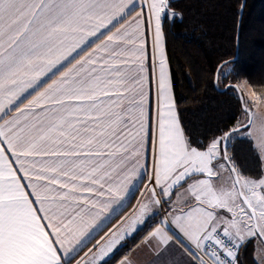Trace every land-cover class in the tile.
Listing matches in <instances>:
<instances>
[{
    "label": "snow or ice",
    "instance_id": "obj_1",
    "mask_svg": "<svg viewBox=\"0 0 264 264\" xmlns=\"http://www.w3.org/2000/svg\"><path fill=\"white\" fill-rule=\"evenodd\" d=\"M168 10L170 0H0V264H112L159 214L150 205L167 206L144 237L151 264L169 246L188 264H240L246 242L264 238V94L224 85L242 118L194 140L170 76ZM237 139L254 142L259 173L236 162ZM141 184L147 202L109 228Z\"/></svg>",
    "mask_w": 264,
    "mask_h": 264
},
{
    "label": "trees",
    "instance_id": "obj_2",
    "mask_svg": "<svg viewBox=\"0 0 264 264\" xmlns=\"http://www.w3.org/2000/svg\"><path fill=\"white\" fill-rule=\"evenodd\" d=\"M242 1L170 0L169 11L174 14L163 21L167 60L181 122L194 140L207 141L242 118L238 100L230 92L224 94V85H238L242 94L243 86L248 85L264 94V0H246L237 52ZM221 64L219 75L225 68L230 72L226 78L221 76V86L217 88L214 80ZM230 151L246 173H259V153L253 141L234 140ZM160 216L161 213L128 237L112 264L138 244ZM239 259L240 264H258L253 239L241 249Z\"/></svg>",
    "mask_w": 264,
    "mask_h": 264
},
{
    "label": "crops",
    "instance_id": "obj_3",
    "mask_svg": "<svg viewBox=\"0 0 264 264\" xmlns=\"http://www.w3.org/2000/svg\"><path fill=\"white\" fill-rule=\"evenodd\" d=\"M147 40H148L149 49H151V42H152L151 33L147 34ZM141 162L143 163V160ZM143 187H144L143 184L139 185L138 190H134V194L130 195L128 197V202L126 203L125 207L117 215V216H119L118 219L109 228H115L116 226H119L121 224V221L125 217L130 216L133 213V211L135 209H137V206L139 204V194L142 191ZM141 201H143V199ZM130 203H131V206L128 207L130 205ZM158 210H161L163 212L162 214L165 215V212L167 211V206H165L164 209L157 208V210H156L155 208H153V212H158ZM139 228L140 227L138 226L137 230H139ZM106 231H107V229H106ZM101 235H103V233ZM128 237H130V236H128ZM128 237H126V239ZM144 237L127 254L128 255L134 254L137 261H138V264H151V262L156 260L157 258L150 252L149 248L144 244ZM97 239H99V237H97ZM94 242L95 241H93V243ZM88 247H91V245H89ZM84 252H87V248H85L83 250V252L80 253V257H82L84 255ZM80 257H77V259H79ZM188 260H189V258L186 255L182 254V252L180 250H178L177 247H175V246H169V250H168L166 256L164 257L165 264H188ZM118 261L116 262V264H118Z\"/></svg>",
    "mask_w": 264,
    "mask_h": 264
},
{
    "label": "rangeland",
    "instance_id": "obj_4",
    "mask_svg": "<svg viewBox=\"0 0 264 264\" xmlns=\"http://www.w3.org/2000/svg\"><path fill=\"white\" fill-rule=\"evenodd\" d=\"M169 11V10H168ZM170 12V11H169ZM171 13V12H170ZM166 16H169V14H165L164 17H163V21L165 19ZM173 14L171 16H169L170 18H172ZM164 45H165V37H164ZM165 51H166V46H165ZM166 56H167V53H166ZM170 69V68H169ZM251 90V88L248 86V85H244L243 86V92H244V95L245 97L247 98V94L249 93V91ZM150 171V169H149ZM147 181H145L146 183ZM146 194H145V188L143 187L142 188V191L140 192L139 194V203L141 202V200L143 199V201L147 202L146 201ZM150 207L152 208H155L157 210V207L155 206H151ZM159 213H161V216H160V219L163 218L164 214H162L163 212L161 210H158ZM143 225L139 226L140 228L142 227ZM139 228V229H140ZM135 233V232H134ZM250 239H253L254 240V243H255V246H256V255H257V249L261 246H264V238H259V237H253V238H250Z\"/></svg>",
    "mask_w": 264,
    "mask_h": 264
},
{
    "label": "water",
    "instance_id": "obj_5",
    "mask_svg": "<svg viewBox=\"0 0 264 264\" xmlns=\"http://www.w3.org/2000/svg\"><path fill=\"white\" fill-rule=\"evenodd\" d=\"M245 3H246V0H243L242 1V5L240 7V14H239V20H238V34H237V52H238V49H239V30H240V25H241V22H242V16H243V10H244V7H245ZM238 57V54H236V56L234 57V59H237ZM225 63V62H224ZM223 64H221L219 67H218V70L215 74V85H216V82H217V76L219 75V70L221 69ZM240 89V87H239ZM240 92L242 93L241 89H240Z\"/></svg>",
    "mask_w": 264,
    "mask_h": 264
}]
</instances>
